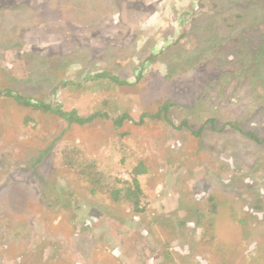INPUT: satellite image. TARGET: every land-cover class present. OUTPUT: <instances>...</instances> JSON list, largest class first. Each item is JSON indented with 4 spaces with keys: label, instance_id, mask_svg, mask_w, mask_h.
Returning a JSON list of instances; mask_svg holds the SVG:
<instances>
[{
    "label": "rangeland",
    "instance_id": "rangeland-1",
    "mask_svg": "<svg viewBox=\"0 0 264 264\" xmlns=\"http://www.w3.org/2000/svg\"><path fill=\"white\" fill-rule=\"evenodd\" d=\"M5 88L101 116L0 97V264H264V0H0Z\"/></svg>",
    "mask_w": 264,
    "mask_h": 264
},
{
    "label": "trees",
    "instance_id": "trees-1",
    "mask_svg": "<svg viewBox=\"0 0 264 264\" xmlns=\"http://www.w3.org/2000/svg\"><path fill=\"white\" fill-rule=\"evenodd\" d=\"M98 76H103L106 77L107 73H100ZM115 81H119V83H122L121 79L119 78H113ZM0 97H11L13 98L17 103L25 105V106H33L35 108H38L43 111H48L62 119H64L68 124H88L93 122L98 116H101L100 112H94L90 115L87 116H82L80 115L77 110H71V111H66L64 110L60 105H54L51 103H47L41 100H35L32 97L22 95L21 93L15 92L12 89H0ZM168 104H164L161 107V110L155 115L156 117H160V112H165L168 110ZM102 116H107L102 114ZM126 117V115H122L118 119V126L122 123L123 118ZM245 135L248 137L259 141V137L253 133V132H244ZM262 142V141H261ZM89 167V166H87ZM85 168V167H84ZM82 168L85 170V173L91 181L92 185L95 186L93 187L94 191L97 189V186H104V190L108 191L109 194L111 195V198H113L114 201H126L130 202L132 204L133 210L134 211H142L143 209L140 207V199L143 194L141 185L139 181L137 180V175L143 174L147 172V168L144 164L143 161H139L133 168L132 170V181H126V180H115L113 184L111 185H103V179L101 176L98 175V172L92 171H87L86 169ZM93 172V174H92Z\"/></svg>",
    "mask_w": 264,
    "mask_h": 264
}]
</instances>
